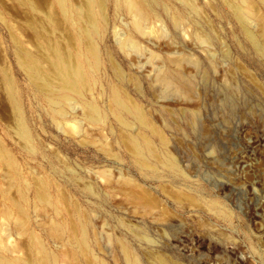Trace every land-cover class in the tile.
Wrapping results in <instances>:
<instances>
[{"label":"rangeland","instance_id":"obj_1","mask_svg":"<svg viewBox=\"0 0 264 264\" xmlns=\"http://www.w3.org/2000/svg\"><path fill=\"white\" fill-rule=\"evenodd\" d=\"M157 1L139 30L126 3L106 0L92 67L79 43L69 45L72 23L60 5L0 0V143L19 173L11 185L0 153V264H33L42 252L47 264H264V52L256 44L264 43V0ZM56 44L91 73L83 95L62 90ZM17 45L33 58L23 62ZM5 74L33 146L19 132ZM85 101L102 123L85 116ZM142 135L152 154L126 146ZM43 183L46 202L37 197ZM20 215L27 234L18 232ZM81 221L85 255L72 227ZM57 222L59 238L50 233Z\"/></svg>","mask_w":264,"mask_h":264},{"label":"bare ground","instance_id":"obj_2","mask_svg":"<svg viewBox=\"0 0 264 264\" xmlns=\"http://www.w3.org/2000/svg\"><path fill=\"white\" fill-rule=\"evenodd\" d=\"M75 2L73 0H53L54 3L60 5L63 15L67 22L72 23V30L70 33L69 38L67 39L69 45L79 43L83 50H85L91 57L90 59V65L93 67L94 63H97L98 61V49L95 44V42L92 40L95 33L99 32L100 25H103L104 22V15H103V9L106 5V0H82L85 2L86 7H82L80 2ZM81 1V0H80ZM120 4L126 3L128 10L133 15L135 19L136 26L139 30L143 29V26L145 27V22L148 21L153 14H155V7L158 4L157 0H118ZM119 4V3H118ZM119 4V5H120ZM247 6H249V2L246 1ZM177 18V16L175 15ZM49 18L52 20V24L54 28L58 27L59 24L54 19L52 15H49ZM127 44L131 46V48H137L136 42L133 41V39H129L127 41ZM257 47L260 51L264 52V43L261 41H257ZM19 48V52L22 56L23 62H27V60L32 59V55L23 50V48L20 45H17ZM74 46V45H73ZM81 55L79 53L77 56ZM54 61L55 66L58 68V70L62 73V90L68 91V92H75L77 94L83 95L82 90L87 87V77L91 76V73H86L83 66L81 64H78L75 61V56L70 52L69 50L62 51L59 44L55 45V53H54ZM31 69L35 73H40V68H35L31 66ZM5 81L6 84L12 93L13 101L15 108L17 110V116H18V129L22 136V139L25 140L29 146H33V137L31 132L29 131L25 119L21 115L20 111V103L17 95L15 94V83L13 79L8 75L5 74ZM46 82V80L44 81ZM46 85L47 83L38 84L37 88L39 89L40 93L43 95H46ZM63 97H66L70 100V97H68V94L61 95ZM53 97H50L49 100H52ZM121 99V98H120ZM132 100V99H131ZM53 101V100H52ZM121 103H123V100H120ZM85 116L90 118L91 121L96 123H102L103 117L101 116V113L99 109L93 105L85 101ZM124 105L126 103H123ZM60 105V104H59ZM57 112L60 116L67 118L68 113L65 108L59 106L57 109ZM140 120L145 123L154 133H156L160 139L161 142H165L166 137L165 135L161 134L156 127L152 124L151 120L145 115L144 113L140 114ZM126 146L131 149L135 154L141 155L142 154V146H145V149L149 153L152 154L154 151L153 142L149 136L142 135V139L139 142L136 140L129 139V141L125 142ZM141 146V149H140ZM0 153L4 160V162L10 167V170L12 172V177L10 184L14 185V183L18 180L19 173L17 171L16 163L11 155V153L5 148L3 144L0 143ZM172 163L174 162L171 160ZM175 165V164H174ZM37 197L40 200H50L51 195L49 192V186L47 183H43V185L40 188V191L37 192ZM222 212H224L222 210ZM225 216H228V213L224 212ZM9 215V212L8 214ZM27 218L25 215H20L17 219V225H18V232L21 234H27L28 228L26 226ZM73 230L76 233L81 232L82 236L80 238V242L78 244V252H76L78 255H85L87 254V250L89 247L88 239H87V229L88 224L86 222H79L76 224ZM63 232V226L62 224L54 223L50 227V233L54 236L59 238ZM1 239V237H0ZM30 257L28 256V259ZM49 260V255L46 254V252H42L41 254H38L35 256L33 264H47ZM162 264H169V261L165 258L161 259ZM30 263V261H29ZM136 264H140L138 260H135Z\"/></svg>","mask_w":264,"mask_h":264}]
</instances>
